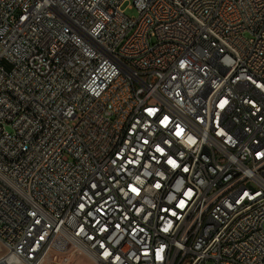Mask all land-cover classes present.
Listing matches in <instances>:
<instances>
[{"label": "built area", "instance_id": "1", "mask_svg": "<svg viewBox=\"0 0 264 264\" xmlns=\"http://www.w3.org/2000/svg\"><path fill=\"white\" fill-rule=\"evenodd\" d=\"M132 1L0 0V264H264V0Z\"/></svg>", "mask_w": 264, "mask_h": 264}, {"label": "rangeland", "instance_id": "2", "mask_svg": "<svg viewBox=\"0 0 264 264\" xmlns=\"http://www.w3.org/2000/svg\"><path fill=\"white\" fill-rule=\"evenodd\" d=\"M133 1L130 0V3H127L124 7L125 9V14L129 18H136L138 16L137 10L133 8H129L132 5ZM1 254V253H0ZM51 264V263H48ZM69 264H96L92 260H90L86 255H84L81 252H77L73 254L70 258ZM207 264H212L211 262H208Z\"/></svg>", "mask_w": 264, "mask_h": 264}, {"label": "bare ground", "instance_id": "3", "mask_svg": "<svg viewBox=\"0 0 264 264\" xmlns=\"http://www.w3.org/2000/svg\"><path fill=\"white\" fill-rule=\"evenodd\" d=\"M62 25H69V18H62ZM210 233H217V225H210Z\"/></svg>", "mask_w": 264, "mask_h": 264}]
</instances>
